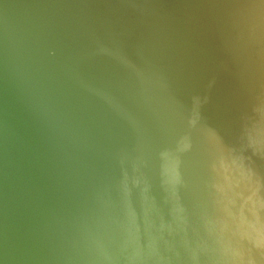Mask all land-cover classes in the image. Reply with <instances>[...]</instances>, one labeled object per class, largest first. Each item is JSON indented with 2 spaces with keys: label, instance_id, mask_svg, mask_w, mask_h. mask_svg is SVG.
I'll return each instance as SVG.
<instances>
[{
  "label": "water",
  "instance_id": "1",
  "mask_svg": "<svg viewBox=\"0 0 264 264\" xmlns=\"http://www.w3.org/2000/svg\"><path fill=\"white\" fill-rule=\"evenodd\" d=\"M0 264H264V0H0Z\"/></svg>",
  "mask_w": 264,
  "mask_h": 264
}]
</instances>
